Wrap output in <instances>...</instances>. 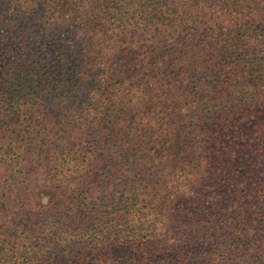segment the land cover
Returning a JSON list of instances; mask_svg holds the SVG:
<instances>
[{
	"label": "trees",
	"instance_id": "16d2710c",
	"mask_svg": "<svg viewBox=\"0 0 264 264\" xmlns=\"http://www.w3.org/2000/svg\"><path fill=\"white\" fill-rule=\"evenodd\" d=\"M13 252L264 264V0H0Z\"/></svg>",
	"mask_w": 264,
	"mask_h": 264
},
{
	"label": "rangeland",
	"instance_id": "374dc122",
	"mask_svg": "<svg viewBox=\"0 0 264 264\" xmlns=\"http://www.w3.org/2000/svg\"><path fill=\"white\" fill-rule=\"evenodd\" d=\"M49 189H47V187L46 186H44V188L42 189V193H40V196H41V199L39 200V202H40V204H42L43 206L45 205V203L46 202H48V199H49ZM8 194V193H7ZM53 204L55 205V202H53ZM91 254V255H90ZM11 256H13V257H15V259H16V261H15V264H18V261H19V259H17L18 257L14 254V252L13 253H11ZM96 256V254H95V252H92V251H90L89 253H88V257H95ZM46 257H48V256H46ZM90 259V258H89Z\"/></svg>",
	"mask_w": 264,
	"mask_h": 264
}]
</instances>
